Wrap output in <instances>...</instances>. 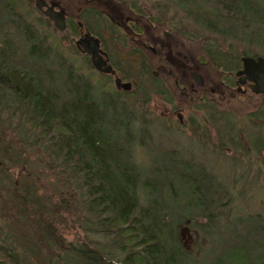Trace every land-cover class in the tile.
Wrapping results in <instances>:
<instances>
[{
	"label": "trees",
	"instance_id": "1",
	"mask_svg": "<svg viewBox=\"0 0 264 264\" xmlns=\"http://www.w3.org/2000/svg\"><path fill=\"white\" fill-rule=\"evenodd\" d=\"M180 1L189 5L188 14L207 31L197 59L209 63L231 90L239 57H264V0ZM40 17L55 33L64 30ZM15 20L24 34L17 39L19 44L0 33V126L29 132L33 144L49 152L51 164L60 167L81 198V230L71 240L51 220L34 216V223L41 224L39 236L56 249L51 263L191 264L178 229L186 224L208 232L220 215L231 225L226 185L195 169L190 161L183 164L173 153L167 159L155 158L154 174L142 178L144 166L129 158L128 148L147 145L148 122L134 111L136 105L123 103L121 97L127 92L110 91L100 83L97 90L90 73L76 72L64 59L59 64L63 72L53 71V51L36 38L33 26L19 17L9 19ZM217 37L231 46L243 43L263 50L254 55L246 48L232 56L216 43ZM64 39L72 45L71 39ZM73 47L94 69L87 56ZM146 101L143 97L137 102ZM9 171L16 175L17 171ZM175 208L182 214H175ZM197 217L205 221L196 222ZM249 220L243 234L224 246L211 264H264V215L255 213ZM0 264H21L10 244L0 242Z\"/></svg>",
	"mask_w": 264,
	"mask_h": 264
},
{
	"label": "rangeland",
	"instance_id": "2",
	"mask_svg": "<svg viewBox=\"0 0 264 264\" xmlns=\"http://www.w3.org/2000/svg\"><path fill=\"white\" fill-rule=\"evenodd\" d=\"M58 1L62 11L84 22L94 35L99 36L96 17L83 13L87 6L81 4V0ZM109 1L99 0L104 6L101 8L106 9ZM114 1L120 15L137 18L138 25H143L141 37L133 43H128V35L106 43L113 62L135 83V91L121 97L123 103L136 105L134 111H140L141 115H137L148 122L149 139L147 137L145 142L148 147L136 144L128 148L129 158L144 166L142 178H145L154 174L155 158L164 156L167 159L173 153L183 164L190 161L195 169L200 168L215 181L225 184L230 194L226 210L231 225H226L220 215L218 224L208 232L186 224L178 229L182 245L192 257L191 264H211L224 246L243 234L255 213L264 215V113H258L259 109L264 111V93L247 92L241 100L223 95L222 90L227 94L231 90L221 86L220 75L209 63H197L201 40L207 31L188 14L189 5L180 0ZM135 9L140 14L133 13ZM16 17L33 26L36 38H42L43 44L53 51L56 57L52 63L53 71L63 72L59 64L64 59L72 63L76 72L90 73L97 90L100 83L113 91L112 83L89 68L85 58L75 52L76 33L72 34L68 28L55 33L43 22L30 0H0V33L7 34L15 45L19 44H16L18 38H24L23 29L16 26L17 20L9 21ZM162 31L171 34L167 46L161 49L164 57L161 51L152 55L148 49L145 51L152 63H157L160 56L163 59V69L156 76H151L155 70L153 65L147 72H141L136 60H131L132 56H127V60L123 58V46L135 47L142 42L149 45L152 37L166 38ZM65 36L72 40V45L66 42ZM227 41L216 38V43L225 51L229 50L228 54L232 56L246 48L254 55L263 50L243 43L231 46ZM193 65L205 81L203 100L196 99V93L184 91L173 82V78L179 77L178 71L185 68L186 74ZM143 97L146 103H138ZM176 111L182 113V125L177 122ZM11 128L0 126V242L15 248L21 264H52L56 249L50 244L48 247L49 241L39 236L41 224L34 223V216L51 220L61 235L71 240L73 233L81 230L80 194L73 183H67L60 167L51 164L49 152L40 144H33L29 132H17L20 128L15 131ZM8 168L17 171L16 175ZM54 203L57 206L53 210ZM174 213L182 214L179 208H175ZM195 221L205 219L197 217Z\"/></svg>",
	"mask_w": 264,
	"mask_h": 264
},
{
	"label": "flooded vegetation",
	"instance_id": "3",
	"mask_svg": "<svg viewBox=\"0 0 264 264\" xmlns=\"http://www.w3.org/2000/svg\"><path fill=\"white\" fill-rule=\"evenodd\" d=\"M32 1V5L34 7V9L36 10V12H38L39 16H42L44 18H47L46 16H44L42 14V10L46 9L47 7L50 6L51 3H53V9L60 11L63 14L64 17V27L65 28H69V30L74 31L75 34V39H74V44H75V40L84 35V34H89L95 38H97L98 40V46H99V57L101 58V60L104 61L105 65H109L110 68L113 70L112 72H103L99 69L96 70L99 75L103 78V79H107L110 83H112L113 87L118 90L117 88L121 89L120 87H116L114 84V79L115 77H118L119 80L121 82H129L130 85V89L129 90H123L124 92H127V94H132L135 91V83L133 81V79L129 78L127 73L122 71L119 66L113 62L112 58L110 57L106 47H107V41L111 40V39H115L118 37L124 38L126 35H128V43H133V41L139 39L141 37V32L143 30V25L139 24L136 21L137 18L133 19V17L130 16H122L118 13V11L116 10V2L114 0H110L108 2L109 6H107L106 9H103L101 7H104L100 4L99 0H81V4H84L87 6V8L83 9V13H87V14H93L96 17L97 20V25L95 26L96 28L99 27V36H96L93 34V32L90 30V28L88 26H86V24L80 20H76L74 18H72V16L70 17L69 15H67L64 11H62L61 7H60V3L58 0H37L38 3L41 5V9H37L35 7V3L36 0H30ZM91 3H94L93 5H91ZM116 3V4H115ZM78 10L80 8V6L77 7ZM138 10H133V13H135L136 15L140 14L139 12H137ZM141 11V10H140ZM48 19V18H47ZM51 21V20H50ZM52 23V22H51ZM100 23V25H99ZM53 25V24H52ZM158 25V24H157ZM163 35L166 38L160 37V36H155L150 38V44L146 45L145 42L140 43V45H137L135 47H127V46H123L124 49V53L125 55L123 56V58L125 60H127V56H132L131 60H136V62L140 65L141 68H139L141 70V72L143 71H148V67L150 66H154V71L151 72V76H156L162 69H163V65H162V57H164V53L162 52V47L163 46H167V39L168 37L171 36L170 33L166 32V31H162ZM142 44V45H141ZM153 44V46L151 45ZM125 45V44H123ZM157 46V47H156ZM78 48V47H77ZM79 49V48H78ZM146 49H148L152 54H156L157 51H161V56L158 58L157 63H152V61H150V59H148L147 55L145 54ZM79 51L81 53H83L80 49ZM87 56V58L89 59V55H87L86 53H83ZM185 58V56H183ZM241 57V56H240ZM239 57V58H240ZM253 58H255L256 56H251ZM197 63L199 64H204V61H200L198 59ZM90 61V60H89ZM102 67V65H101ZM143 68V69H142ZM241 68V62L239 59V65L234 69L233 74H232V86L230 87L231 91H229V93L227 94L224 90H222L223 95L225 97H234L238 100H241L242 97L245 95V93L250 92V89L248 87L249 82L245 81L243 84H237L236 80H237V76H235V72ZM136 69V68H134ZM133 69V70H134ZM179 73V77L173 78V82L174 84H176L177 87H179L180 89L186 91L188 90L190 93H196V99H202L204 98V93L206 91L205 88V81L204 79L201 77V75L199 74V72L196 69V66L193 65L190 69H188V71L185 74V68L182 69L181 71H178ZM193 72H197L200 77H201V84H197L194 82L191 74ZM221 83L223 85L221 86H226V84L220 80ZM209 91H212V89L210 88ZM255 94V93H254ZM179 110V109H178ZM171 112V111H170ZM180 114V117H177V114ZM175 116L177 119V122L179 125L183 124V116L182 113L180 111H176L175 112Z\"/></svg>",
	"mask_w": 264,
	"mask_h": 264
},
{
	"label": "water",
	"instance_id": "4",
	"mask_svg": "<svg viewBox=\"0 0 264 264\" xmlns=\"http://www.w3.org/2000/svg\"><path fill=\"white\" fill-rule=\"evenodd\" d=\"M35 7L41 9V5L36 0ZM42 14L51 20L53 26L57 30H62L64 27V17L60 11L53 9V3L49 7L42 10ZM75 45L83 52L89 55V60L94 69H99L103 72H112L109 65H105L104 61L99 57V46L97 38L84 34L75 40ZM241 68L235 72L237 76L236 83L243 84L248 81V87L252 93H264V57L256 56L255 58L247 55H242L240 58ZM102 65V67H101ZM193 80L197 84H201V77L197 72L191 74ZM114 84L123 90L130 89L129 82H121L118 77H115ZM180 117V114H177Z\"/></svg>",
	"mask_w": 264,
	"mask_h": 264
}]
</instances>
